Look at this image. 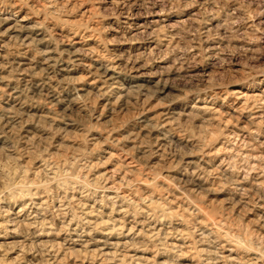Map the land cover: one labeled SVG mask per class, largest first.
<instances>
[{"label": "rangeland", "instance_id": "1", "mask_svg": "<svg viewBox=\"0 0 264 264\" xmlns=\"http://www.w3.org/2000/svg\"><path fill=\"white\" fill-rule=\"evenodd\" d=\"M0 264H264V0H0Z\"/></svg>", "mask_w": 264, "mask_h": 264}, {"label": "bare ground", "instance_id": "2", "mask_svg": "<svg viewBox=\"0 0 264 264\" xmlns=\"http://www.w3.org/2000/svg\"><path fill=\"white\" fill-rule=\"evenodd\" d=\"M45 65V64H44ZM55 98V97H54Z\"/></svg>", "mask_w": 264, "mask_h": 264}]
</instances>
